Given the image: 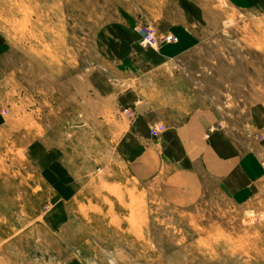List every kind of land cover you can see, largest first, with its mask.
Masks as SVG:
<instances>
[{"label":"rangeland","instance_id":"obj_1","mask_svg":"<svg viewBox=\"0 0 264 264\" xmlns=\"http://www.w3.org/2000/svg\"><path fill=\"white\" fill-rule=\"evenodd\" d=\"M185 11L196 42L154 82L168 89L164 116L209 103L264 157L261 11L228 0H0V264H264V187L244 203L206 190L176 207L129 176L116 146L117 25L160 36L157 24Z\"/></svg>","mask_w":264,"mask_h":264},{"label":"crops","instance_id":"obj_2","mask_svg":"<svg viewBox=\"0 0 264 264\" xmlns=\"http://www.w3.org/2000/svg\"><path fill=\"white\" fill-rule=\"evenodd\" d=\"M228 1L236 10L264 13V0ZM183 17L157 24L160 33L170 32L176 40L148 47L139 43L131 23L117 25L124 38L118 39L109 54L112 67L120 69L110 78L114 108L108 110L113 112L110 121L114 122L116 146L124 154L123 166L129 176L156 185L168 204L192 206L206 190H217L235 203H244L264 187L260 150L252 144L241 146L209 103L197 102L188 111L178 112L179 116L176 109L172 117L163 114L174 113L173 106L165 104L168 89L154 82L165 75V62L180 58L196 42L194 24L188 21L191 14L185 11ZM86 111L89 114V108ZM155 123L165 124L156 136L149 132ZM57 182L61 184V178L53 181Z\"/></svg>","mask_w":264,"mask_h":264},{"label":"built area","instance_id":"obj_3","mask_svg":"<svg viewBox=\"0 0 264 264\" xmlns=\"http://www.w3.org/2000/svg\"><path fill=\"white\" fill-rule=\"evenodd\" d=\"M134 28L139 34V43H141L143 46L148 47V46H155L159 42H171L176 40V36L164 32L160 36L157 35L156 31L154 30L153 27H151L149 24H143V23H137ZM165 129V124L163 123H155L151 125L149 132L150 135L156 136L159 132Z\"/></svg>","mask_w":264,"mask_h":264}]
</instances>
